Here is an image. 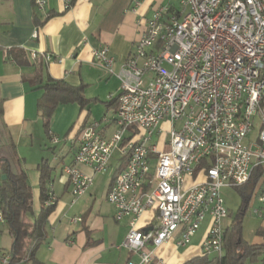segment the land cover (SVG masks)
Listing matches in <instances>:
<instances>
[{
  "label": "built area",
  "instance_id": "built-area-1",
  "mask_svg": "<svg viewBox=\"0 0 264 264\" xmlns=\"http://www.w3.org/2000/svg\"><path fill=\"white\" fill-rule=\"evenodd\" d=\"M62 3L69 10L73 0ZM178 3L180 12L172 18H164L169 6L154 11L117 72L107 46L92 52L93 63L120 82L115 115L83 126L72 142L73 161L62 168L74 203L118 153L121 168L106 200L115 221H127L122 247L138 259L127 264H164L155 250L176 237V247L189 245L206 220L202 256L220 259L228 218L220 192L244 186L258 166L263 176L253 214L264 218V0ZM36 12L48 19V0H36ZM156 32H163L160 50H152ZM112 122L115 130L104 137L101 127ZM148 159L158 160L157 173L142 175ZM203 161L207 166L198 168ZM139 178L147 179V189H140ZM56 202L50 186L44 204ZM147 210L154 220L141 228ZM128 212H136V219H128ZM10 259L6 254L2 263Z\"/></svg>",
  "mask_w": 264,
  "mask_h": 264
},
{
  "label": "crops",
  "instance_id": "crops-1",
  "mask_svg": "<svg viewBox=\"0 0 264 264\" xmlns=\"http://www.w3.org/2000/svg\"><path fill=\"white\" fill-rule=\"evenodd\" d=\"M178 1L73 0L71 8L64 10L62 0H48L50 17L42 27L37 28V12L31 0H0V99L3 101L0 147L9 143L14 145L31 187L34 212L39 210L37 167L43 159L50 161L45 150L54 146L46 137L43 122L37 112V101L41 98L42 91L30 84L40 68L39 62H42L44 73L51 79L73 86H84V95L87 99L94 100L92 103L104 100V113L98 121L106 116L114 117L117 107L115 97L119 92L120 82L114 75L93 63L92 52L100 46H107L109 54L114 58V71L117 72L134 51L154 11L167 6L177 7ZM35 31L37 37L33 38ZM12 49L25 51L29 64L16 65L8 56ZM32 55L42 61L32 59ZM44 55H50L52 60L46 63ZM107 96L114 98L108 101L105 100ZM92 103L83 111L76 104L59 105L51 116L50 136L59 139L57 145H61L58 150L51 151V158L54 164H62L60 177L64 176L62 168L73 161L75 146L72 142L78 132L83 125L97 120L91 118ZM114 130L112 122L108 126H102L100 132L108 138ZM66 147L69 148V158L63 152ZM118 159L103 201L97 202L89 188L72 203L65 176L60 182L63 192L67 191L69 195L60 200L52 189L57 199L56 208L48 218L47 238L35 254L38 261L42 264H127L129 260H138L122 247L128 232L127 221L116 222L114 208L106 200L113 176L121 168ZM49 164L52 167L50 162ZM80 170L84 174L91 173L85 166H81ZM151 171L155 173V169ZM54 174L55 172L53 177ZM260 187L261 181L248 206H252L251 216H245L243 220V238L251 245L264 243V238L256 235L257 229H264V218L253 214V210L259 207L257 197ZM73 218H78L79 221L72 222ZM153 220L154 213L147 210L141 216L138 226L149 228ZM231 222L232 218L228 216L223 221L224 229ZM204 224L205 227L202 229L200 226L189 245L176 247V237L155 250L156 257L164 264H186L201 257L208 220ZM5 228L6 226L0 227V264H3V256L10 253L12 245L8 231L3 232ZM6 239L9 247H6Z\"/></svg>",
  "mask_w": 264,
  "mask_h": 264
},
{
  "label": "trees",
  "instance_id": "trees-1",
  "mask_svg": "<svg viewBox=\"0 0 264 264\" xmlns=\"http://www.w3.org/2000/svg\"><path fill=\"white\" fill-rule=\"evenodd\" d=\"M44 23L45 20L41 21L37 15L35 16L37 28L42 27ZM8 56L18 66L29 64L26 52L21 49L10 50ZM36 61H42V59L36 58ZM39 63L40 68L30 84L42 91V96L37 101V112L43 122L45 135L50 140L49 123L57 106L76 104L83 111L94 100L85 97L82 85L73 86L61 80L51 79L44 73L42 62ZM2 113L3 101L0 99V117ZM206 166L207 163L203 161L198 168ZM37 170L39 172V210L34 212L31 187L27 182L26 173L14 145L9 143L3 148L0 147V210L12 239L11 259L8 264H42L36 259L35 254L47 238L48 218L55 211L56 203L51 206L44 204L50 191L48 185L53 181L54 168L43 159ZM2 176L5 178L2 179ZM262 176L263 168L258 166L253 170L250 180L244 186L236 188L241 203L231 224L223 232L222 257L216 259L201 256L186 264H264V243L251 245L243 238V220L247 214L252 194ZM228 216L231 217L230 212ZM256 235L264 238V229H257Z\"/></svg>",
  "mask_w": 264,
  "mask_h": 264
},
{
  "label": "rangeland",
  "instance_id": "rangeland-1",
  "mask_svg": "<svg viewBox=\"0 0 264 264\" xmlns=\"http://www.w3.org/2000/svg\"><path fill=\"white\" fill-rule=\"evenodd\" d=\"M107 97L105 98V100H107ZM102 99H104V98H102ZM95 102L96 103H92L91 118L92 119L96 118L97 119L96 121H98L104 113V105H103L104 100H97ZM106 117L108 119H110L112 116H106ZM253 137H254V134L249 137V140L252 139ZM58 145L56 144L53 147H51V149H46L45 152H46V157H49V160H50L49 162L51 163L52 167H54V169H55L54 170L55 174L53 177L54 180L51 184L48 185V188L51 186L52 189H54L56 195H59L60 200H61L63 198H66L69 195V193L67 191L63 192L62 185L60 182L61 178L62 179L64 178V176L60 177V172H59L61 167H62V164H54L52 162V158H51V155L53 153L51 151H54V149L58 150L59 148H61V145L60 146H58ZM68 149L69 148L66 147L63 150L64 154H66V158L70 157V154L68 153ZM117 159H118V153L114 152L112 155V159L110 160L111 166L108 169V171L105 173L96 175V177L93 180V184L91 186L90 192L95 195L97 202L103 201L105 199L106 189H107L108 183L111 179L112 172L114 169L113 167L116 165ZM150 166H151V169H155V173H157L158 160L157 161L153 160L151 162ZM220 195H221V198L223 199L225 208L231 213L230 218H233L236 214L238 207L240 206V203H241V198H240L236 188L235 189L234 188H231V189L224 188L221 190ZM251 212H252V206L248 208L247 215H246L247 218L251 216ZM203 227H205L204 223L201 225L202 229H203ZM6 230L7 229L5 228L3 230V232L6 233ZM4 236H6V235H4ZM7 240L8 239H6L5 244H6V247H9V245L7 244ZM28 264H30V263H28ZM246 264H248V263H246Z\"/></svg>",
  "mask_w": 264,
  "mask_h": 264
},
{
  "label": "bare ground",
  "instance_id": "bare-ground-1",
  "mask_svg": "<svg viewBox=\"0 0 264 264\" xmlns=\"http://www.w3.org/2000/svg\"><path fill=\"white\" fill-rule=\"evenodd\" d=\"M31 1L36 10V0H31ZM179 12H180L179 3L177 7L169 6L167 7V10L164 11V18H172L173 15H176ZM161 47H163V32H156L154 33V41L152 42V50H160ZM153 160L154 159H148L147 163H145V168H142V175H149V173H152L150 164ZM139 185H140V189H147V179L139 178ZM48 195H50V191ZM128 219H136V212H128Z\"/></svg>",
  "mask_w": 264,
  "mask_h": 264
},
{
  "label": "water",
  "instance_id": "water-1",
  "mask_svg": "<svg viewBox=\"0 0 264 264\" xmlns=\"http://www.w3.org/2000/svg\"><path fill=\"white\" fill-rule=\"evenodd\" d=\"M5 177L4 176H2V179H4Z\"/></svg>",
  "mask_w": 264,
  "mask_h": 264
}]
</instances>
